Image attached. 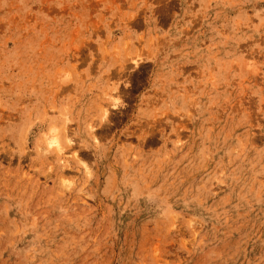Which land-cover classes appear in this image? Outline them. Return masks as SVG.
<instances>
[{
    "label": "rangeland",
    "instance_id": "rangeland-1",
    "mask_svg": "<svg viewBox=\"0 0 264 264\" xmlns=\"http://www.w3.org/2000/svg\"><path fill=\"white\" fill-rule=\"evenodd\" d=\"M0 264H264V0H0Z\"/></svg>",
    "mask_w": 264,
    "mask_h": 264
},
{
    "label": "clouds",
    "instance_id": "clouds-1",
    "mask_svg": "<svg viewBox=\"0 0 264 264\" xmlns=\"http://www.w3.org/2000/svg\"><path fill=\"white\" fill-rule=\"evenodd\" d=\"M69 78L70 76H65V79ZM115 91L116 89L113 87L111 92L114 93ZM106 99L111 103L113 108L121 104V100L117 96L109 94L106 95ZM107 116L108 112L104 110L102 112V118H106ZM68 122V116L64 114H62L58 120L53 119L46 131H43L37 140L35 151L38 155L47 156L54 153L57 156H62L64 154L65 147L71 146L74 143L72 138L64 134V125Z\"/></svg>",
    "mask_w": 264,
    "mask_h": 264
}]
</instances>
